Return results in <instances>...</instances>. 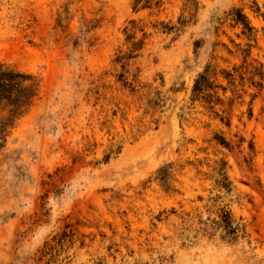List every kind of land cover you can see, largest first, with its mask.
Returning <instances> with one entry per match:
<instances>
[{
  "label": "rangeland",
  "instance_id": "obj_1",
  "mask_svg": "<svg viewBox=\"0 0 264 264\" xmlns=\"http://www.w3.org/2000/svg\"><path fill=\"white\" fill-rule=\"evenodd\" d=\"M255 70L264 0H0V72L38 84L0 96V264H264Z\"/></svg>",
  "mask_w": 264,
  "mask_h": 264
},
{
  "label": "trees",
  "instance_id": "obj_2",
  "mask_svg": "<svg viewBox=\"0 0 264 264\" xmlns=\"http://www.w3.org/2000/svg\"><path fill=\"white\" fill-rule=\"evenodd\" d=\"M228 16H230L231 21L240 26L242 29V33L246 36L247 39L252 38V27L249 25L246 16L239 9H232ZM250 76L248 78L250 85L253 87H257L261 89L262 81H264V74L262 72H249ZM224 78L228 79L229 82L233 81L234 77L232 74L228 72H224ZM242 78V77H241ZM26 84V85H24ZM24 85V86H23ZM16 87V93H12L9 88ZM37 82L34 80L33 76L22 74L19 72H0V96L2 99L7 101H18L20 104L16 106L15 114L22 115L27 110L32 98L35 96V92L37 90ZM215 86L210 81V72L205 70V72L198 75V77L194 81V98L196 100H203L206 103H209L212 99V96L215 94ZM224 91V89H223ZM5 125L0 124V135H4L5 133ZM219 142L224 145L226 142ZM3 147L2 138H0V149ZM221 181L220 186L229 189L228 183L226 181V176L224 172L220 173ZM221 227L225 236L230 238H236L242 232V228L238 225H233L232 220L228 213L223 212L221 216Z\"/></svg>",
  "mask_w": 264,
  "mask_h": 264
}]
</instances>
